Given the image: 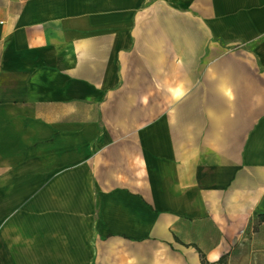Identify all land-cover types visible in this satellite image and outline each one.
Masks as SVG:
<instances>
[{
    "label": "crops",
    "instance_id": "obj_1",
    "mask_svg": "<svg viewBox=\"0 0 264 264\" xmlns=\"http://www.w3.org/2000/svg\"><path fill=\"white\" fill-rule=\"evenodd\" d=\"M221 257L264 264V0H0V264Z\"/></svg>",
    "mask_w": 264,
    "mask_h": 264
},
{
    "label": "trees",
    "instance_id": "obj_2",
    "mask_svg": "<svg viewBox=\"0 0 264 264\" xmlns=\"http://www.w3.org/2000/svg\"><path fill=\"white\" fill-rule=\"evenodd\" d=\"M260 221H263V218H261ZM223 263H224V257H221V258L218 260L217 264H223Z\"/></svg>",
    "mask_w": 264,
    "mask_h": 264
}]
</instances>
